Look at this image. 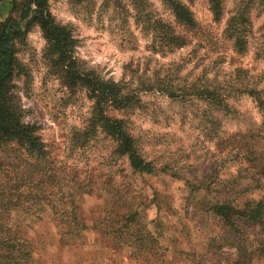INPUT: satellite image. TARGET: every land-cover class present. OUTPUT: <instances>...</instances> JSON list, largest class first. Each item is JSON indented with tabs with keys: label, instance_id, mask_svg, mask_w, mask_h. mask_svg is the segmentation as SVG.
<instances>
[{
	"label": "rangeland",
	"instance_id": "rangeland-1",
	"mask_svg": "<svg viewBox=\"0 0 264 264\" xmlns=\"http://www.w3.org/2000/svg\"><path fill=\"white\" fill-rule=\"evenodd\" d=\"M222 4L224 18L215 22L208 0L189 1L203 32L202 40L197 36L188 47L159 54L152 51L151 22L161 20L175 25L162 0H48L55 20L71 29L78 61L105 79L123 81L136 89L140 107L129 116L130 128L145 158L167 170L153 175L131 174L124 160L113 163L108 155L113 144L103 136L83 152L74 146L72 133L84 126L92 101L84 90L70 92L50 72L43 57L45 40L36 25L18 53L27 71L26 77L14 82L22 120L37 127L51 165L67 172L64 181L69 189L80 182L78 189L83 192L90 179V184L96 181L103 187H127L137 200L143 199V220L159 239L161 249L157 251L161 256L118 247L108 236L90 228L76 240H62L51 209L57 204L55 189L49 193L48 187L45 198L29 197L28 188L12 174L1 179L0 197L18 198V207L6 222L28 241L32 251L28 264H233V248H216V244L225 242V230L202 207L207 198L215 196L214 191L194 192L186 181L217 182L235 175L240 162L231 155V135L252 129L254 134L264 136V117L250 96L237 95L228 100L230 114H216L215 124L209 119L207 107L196 100L172 99L153 87L157 75L166 74L170 84L204 74L223 80L236 67L247 68L253 81L258 80V85L264 87V2L222 0ZM238 6L248 11L251 26L247 52L240 56L222 34L226 18ZM198 41L199 50L188 56ZM205 43H212L211 47ZM221 136H225V142L216 145ZM105 194L103 189H95L90 195L78 193L77 205L88 226L91 217L102 213ZM247 233L264 237V230L253 224ZM249 264H264V259L254 258Z\"/></svg>",
	"mask_w": 264,
	"mask_h": 264
},
{
	"label": "trees",
	"instance_id": "trees-1",
	"mask_svg": "<svg viewBox=\"0 0 264 264\" xmlns=\"http://www.w3.org/2000/svg\"><path fill=\"white\" fill-rule=\"evenodd\" d=\"M69 1L82 3L89 0ZM189 1L162 0L177 27L161 20L151 22L154 53L166 54L188 47L197 36L202 40L204 35L188 5ZM208 8L215 22L224 18L222 0H208ZM35 25L45 40L43 57L50 72L70 92L84 90L92 101L84 126L72 133L74 146L83 152L103 136L113 144L108 153L113 163L124 160L131 174L153 175L167 170L166 166L159 168L145 158L141 143L130 128L129 116L140 107L136 89H130L123 81L105 79L78 61L74 55L76 40L71 29L55 20L48 0H0V181L3 177L17 175L28 188L27 196L38 199L45 198L55 189L57 204L51 209L62 240H76L82 231L90 228L108 236L118 247L126 246L141 255L154 257L159 254L157 250L161 246L143 220V199L137 200L127 187L119 189L112 184L110 188L103 187L96 181L90 184L89 179L84 193L90 195L95 189H103L106 194L102 213L91 217V226H88L77 205L78 193L83 196L82 190L78 189L80 182L74 183L73 190L69 189L67 181H64L67 172L51 165L37 127L23 122L14 82L27 76L18 53ZM250 31L248 11L238 6L226 18L222 34L225 40L230 41L232 51L240 56L247 52ZM200 44L199 41L195 43L188 56H194ZM205 44L209 48L212 43ZM205 76L200 75L195 80L186 77L177 82L171 79L174 83L170 84L166 74L157 75L153 87L172 99L189 97L196 100L207 107L209 119L215 124L218 122L216 114H230L228 100L237 95L250 96L264 117V87L258 85V80L253 81L247 68L236 67L223 80ZM231 136V155L240 162L237 173L217 182L187 180L186 184L194 192L207 194L214 191L215 196L207 198L206 205L202 207L217 218L225 230L227 238L225 242H217L216 248H233L236 254L233 264H249L254 258L264 259V237H253L247 233L252 224L264 230V136L254 134L252 129ZM224 137H218L216 145L224 143ZM118 167L123 170L122 166ZM48 187L50 192L46 190ZM17 199L0 197V264H28L32 258L28 241L6 222L11 211L18 207ZM200 203L201 206L203 202ZM209 240L211 250L212 237Z\"/></svg>",
	"mask_w": 264,
	"mask_h": 264
}]
</instances>
